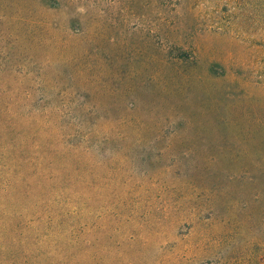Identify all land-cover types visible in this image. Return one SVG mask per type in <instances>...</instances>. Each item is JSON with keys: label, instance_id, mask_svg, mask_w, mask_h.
I'll return each instance as SVG.
<instances>
[{"label": "rangeland", "instance_id": "374dc122", "mask_svg": "<svg viewBox=\"0 0 264 264\" xmlns=\"http://www.w3.org/2000/svg\"><path fill=\"white\" fill-rule=\"evenodd\" d=\"M0 264H264V0H0Z\"/></svg>", "mask_w": 264, "mask_h": 264}]
</instances>
